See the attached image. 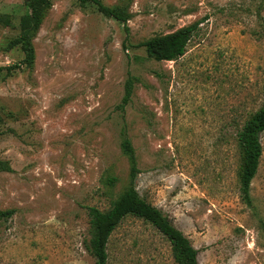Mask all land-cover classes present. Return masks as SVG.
<instances>
[{"label": "rangeland", "instance_id": "374dc122", "mask_svg": "<svg viewBox=\"0 0 264 264\" xmlns=\"http://www.w3.org/2000/svg\"><path fill=\"white\" fill-rule=\"evenodd\" d=\"M0 0V264H94L87 207L140 196L197 250L198 264H264V131L240 198L237 132L264 100V0ZM38 6L36 28L23 30ZM196 24L182 56L143 42ZM27 35L29 61L22 49ZM132 94L122 106L125 83ZM107 264H179L150 223L126 216Z\"/></svg>", "mask_w": 264, "mask_h": 264}, {"label": "trees", "instance_id": "16d2710c", "mask_svg": "<svg viewBox=\"0 0 264 264\" xmlns=\"http://www.w3.org/2000/svg\"><path fill=\"white\" fill-rule=\"evenodd\" d=\"M80 3L91 2L104 14L121 22L127 32V15L122 14L119 8L103 5L100 0H79ZM38 6L30 8L29 14L25 15L23 30L36 28L38 24ZM197 28L196 24L181 27L176 31L153 37L140 44L145 48L149 57L156 61H171L182 56L186 46ZM23 31V32H24ZM22 49L25 52V60L29 61L30 50L27 35L24 32L21 37ZM15 66L0 67L7 71ZM133 78L128 77L125 83L122 106L126 104L132 94ZM264 131V100L262 105L253 113L237 132V142L242 151V165L240 171V198L251 207L250 184L257 171L262 153L260 135ZM121 150L126 155L129 163V181L125 191L113 202L107 211H101L96 207H87L90 218L92 235L87 246L89 253L94 257V264H107V243L111 233L126 216H133L150 223L169 242L172 248L173 258L179 264H198L197 250L191 245L189 239L176 228L167 215L155 205L149 203L139 195L134 184L139 173L134 148L130 139L125 135L121 141ZM12 210L0 211V217H9Z\"/></svg>", "mask_w": 264, "mask_h": 264}]
</instances>
